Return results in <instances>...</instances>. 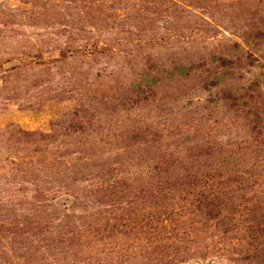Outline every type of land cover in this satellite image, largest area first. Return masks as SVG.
Here are the masks:
<instances>
[{
	"label": "rangeland",
	"instance_id": "1",
	"mask_svg": "<svg viewBox=\"0 0 264 264\" xmlns=\"http://www.w3.org/2000/svg\"><path fill=\"white\" fill-rule=\"evenodd\" d=\"M0 264H264V0H0Z\"/></svg>",
	"mask_w": 264,
	"mask_h": 264
}]
</instances>
